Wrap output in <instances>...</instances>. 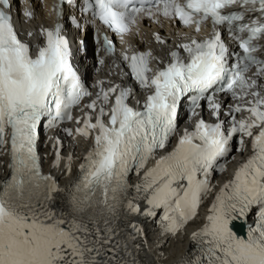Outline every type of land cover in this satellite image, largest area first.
I'll list each match as a JSON object with an SVG mask.
<instances>
[{"label":"snow or ice","instance_id":"1","mask_svg":"<svg viewBox=\"0 0 264 264\" xmlns=\"http://www.w3.org/2000/svg\"><path fill=\"white\" fill-rule=\"evenodd\" d=\"M62 5L90 16L86 23L94 28L98 63L111 57L114 68L126 66L122 75L143 90L142 104H129L135 92L123 84L104 87L97 81L95 93L86 86L62 34ZM52 10L57 22L41 27L43 43L33 55L13 23L10 0H0V154L6 150L10 158L0 181V264H139L118 238L114 225L121 213L156 217L162 209V234L176 235L212 192L213 174L225 172L235 159L234 139L236 152L248 149L246 141L251 152L215 194L203 227L192 232L197 254L178 264H264V0H58ZM23 15L33 17L27 9ZM71 21L82 27L76 17ZM97 21L122 44L128 36L149 35L148 44L159 51L128 45L116 63V43ZM166 25L167 36L160 31ZM85 98H91L83 104L87 111L74 117ZM182 106L189 121L199 119L156 158L176 136ZM205 108L214 122L201 115ZM73 120L75 129L62 131L73 140H91V147L76 180L62 189L43 173L38 141L41 128ZM49 139L51 166L60 168L64 161L70 175L73 154L65 158L61 139ZM145 168L130 185L129 174ZM237 221L244 235L235 231Z\"/></svg>","mask_w":264,"mask_h":264},{"label":"bare ground","instance_id":"2","mask_svg":"<svg viewBox=\"0 0 264 264\" xmlns=\"http://www.w3.org/2000/svg\"><path fill=\"white\" fill-rule=\"evenodd\" d=\"M74 157L79 156L78 151L73 152ZM73 167V165H72ZM64 163L60 168L50 169L47 168V173L53 175L60 188L65 189L70 183L69 174H65L63 171ZM1 171V168H0ZM191 224V225H190ZM128 225L124 220H120L119 226L123 230ZM204 225L203 221L196 218L193 222L184 226L176 235L170 234H154L153 239L145 240L143 233L144 225L140 226V234L137 235L136 244L139 245L138 255L141 260V264H178V261L182 257H186L189 254H193L188 251V245L191 244V234L194 231L199 230Z\"/></svg>","mask_w":264,"mask_h":264}]
</instances>
